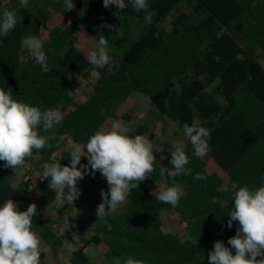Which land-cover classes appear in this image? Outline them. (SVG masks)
<instances>
[{
  "label": "trees",
  "instance_id": "obj_1",
  "mask_svg": "<svg viewBox=\"0 0 264 264\" xmlns=\"http://www.w3.org/2000/svg\"><path fill=\"white\" fill-rule=\"evenodd\" d=\"M148 11L155 12L147 23L144 12L136 13L129 5L118 10L103 6V0H73L74 8L65 11V0H29L25 10L20 0H0L2 9L13 7L18 23L6 37L0 35V87L11 88L13 98L44 109H59L63 120L41 135L50 139L45 148L33 149L31 159L38 172L35 184L29 180L12 183L14 168L0 161V206L12 199L20 211L33 204L31 195L40 192L33 230L44 249L52 254L67 245L69 264H90L85 253L89 246H103L104 264H120L128 258L142 264H208V255L216 241H227L236 234L239 224L229 228L228 216L234 196L240 187L255 189L264 185V0H147ZM128 3V0H125ZM70 16L72 21L48 29L41 40L51 70L41 71L22 40L36 36L53 14ZM80 25L98 44L101 36L108 40L110 61L95 69L76 47L74 28ZM111 26V27H110ZM90 83L83 100L71 91L75 79ZM131 93L147 97L156 111V122L148 129L144 124L131 128L130 135H146L151 142L164 136L167 123L183 132L185 123L198 119L210 134L207 154L227 178L223 180L207 162L196 157L185 136L181 146L189 157L190 175L175 180L161 176L160 168L172 167L171 153L156 159L155 171L133 189L117 211L106 207L103 218L97 207L103 202L101 190L109 191L99 171L90 167L83 179V194L89 199L71 223L58 233L68 204L57 206L49 180H40L43 165L60 162L70 166L71 150L56 151L62 143L86 144L108 119L127 120L118 108ZM62 138V139H61ZM86 151V149H85ZM88 163L83 156L80 165ZM77 165V167H80ZM199 173L205 178L194 179ZM167 187L179 184L183 195L175 206L157 200L149 184ZM110 199V196H109ZM47 202L53 219L44 217L41 205ZM175 213L184 223L187 235L181 239L175 232L161 230V213Z\"/></svg>",
  "mask_w": 264,
  "mask_h": 264
},
{
  "label": "clouds",
  "instance_id": "obj_2",
  "mask_svg": "<svg viewBox=\"0 0 264 264\" xmlns=\"http://www.w3.org/2000/svg\"><path fill=\"white\" fill-rule=\"evenodd\" d=\"M28 3L29 0H20L24 8H27ZM113 5L118 10L131 5L134 12L145 13L147 23H151L155 15L154 11H148L147 0H128L127 4L125 0H103L105 8ZM73 8V0H65V11ZM17 23V13L5 10L0 19V35L6 37ZM22 43L40 65L41 71L48 73L51 67L42 41L36 36H27ZM86 59L95 69H103L109 63L108 40L104 36L100 37L97 49L87 53ZM62 120L59 109L42 110L14 99L11 88L6 91L0 87V161L4 162V167H22L26 158L32 156L33 149L39 151L47 146L50 139H55L54 136L41 135L40 130L48 132ZM130 131L125 123L114 120L109 128H101L92 134L86 144L71 143L70 166H62L60 162L44 164L40 180L50 178L48 188L55 192L54 203L57 206L65 201L73 203L79 197L81 193L77 181L83 179L89 167L92 173L99 171L109 185L108 192L101 190L103 202L97 207V217H104L106 207L114 211L125 203L128 194L155 171L156 162L151 140L143 134L132 136ZM183 132L193 147V154L200 158L206 157L211 150L209 130L201 126L198 119H194L191 125H183ZM83 156L87 157L88 163L80 165ZM164 158L162 155L161 160ZM188 163L189 157L184 147L176 146L171 151L172 167L161 166L160 174L172 180L180 174L190 175L191 169L186 168ZM204 178L199 173L194 177L197 180ZM153 194L158 201L175 206L183 192L179 184H173L170 187H158ZM37 214L35 203L25 211H20L12 199L0 206V264H40L42 241L32 226L33 217ZM228 216L229 228L233 221L239 224L236 234L228 238L227 243L231 248L222 241H216L208 255V264H264V185L255 189L247 185L240 187L235 193L232 211ZM67 246L71 247L70 244ZM113 264H120L119 259H114ZM124 264H142V261L128 258Z\"/></svg>",
  "mask_w": 264,
  "mask_h": 264
},
{
  "label": "rangeland",
  "instance_id": "obj_3",
  "mask_svg": "<svg viewBox=\"0 0 264 264\" xmlns=\"http://www.w3.org/2000/svg\"><path fill=\"white\" fill-rule=\"evenodd\" d=\"M5 10L15 11L13 7H5L2 9V12ZM26 10V8H25ZM72 18L70 16H61L60 14H53L49 21L46 23L44 28H40L36 37L40 40H43L46 37L48 29H50L53 26H63L67 23L71 22ZM74 34L76 36V47L80 49V52L87 57V53L93 50H96L98 47V44L93 41L87 33L84 31V29L80 25H76L74 28ZM94 79V76H91L89 81H82L75 79L73 81V90L71 91L73 97L76 100H83L87 91L90 89V83ZM118 114H126L127 120H120L123 123H125L130 129L134 128L138 124H144L147 126L148 129L151 128L152 123L156 122V111L150 107L149 101L147 97L141 94L137 93H131L128 97V99L118 108L117 110ZM113 119L107 120L100 128H109L111 123L113 122ZM185 141V136L182 133L180 129H178L177 125L168 122L167 123V130L163 137L157 138L153 140V149H154V155L156 159H161V156L163 155L165 158L171 153L172 150L175 149L176 146H181L183 142ZM71 141L67 140L64 143L61 144V146L58 147L56 154L61 151L71 150ZM160 150V151H156ZM203 159L207 162V164L210 166V168L217 172L219 176L223 180L222 188L225 187L227 183V178L224 174L220 173L216 165L206 157H203ZM36 159L34 158H26L25 163L22 167L16 168V176L13 179L12 183L14 185H17V183L20 180H29V188L33 184L36 183L39 175L34 167ZM105 179V178H104ZM106 181V179H105ZM107 184V181H106ZM86 182L81 181L77 183V188L80 191V195L78 198H76L73 203L65 201L63 204H68L71 207V213L69 215L64 216L63 221L60 223V227L54 226L55 230L60 233L64 234V230L70 226L71 218L76 216L78 213L81 212L82 207L87 203L88 198L86 195H84L82 192L85 189ZM108 188L109 185L107 184ZM158 187H167L160 184H149L147 188L152 193L154 192ZM67 191V189L65 190ZM40 198V192H34L31 195V201L33 203H37ZM120 206V205H119ZM119 206L114 210L117 211ZM172 206V205H171ZM41 211L44 215V217H47L49 219L54 218L53 212H51L48 208V203L44 202L41 205ZM112 211V210H110ZM161 230L164 233L167 232H175L178 234V236L183 239L187 233L184 229L185 224L179 222L178 216L173 212H162L161 213ZM71 245V247H68L67 245ZM67 245H65L62 248H59L56 252V254H52L51 251L48 248L44 249L45 252V259L42 264H69L68 260L70 257V249L75 247V243L67 237ZM105 248L103 246H89L86 248L85 253L90 258V264H104L102 255L104 253ZM233 254H235V250L232 249Z\"/></svg>",
  "mask_w": 264,
  "mask_h": 264
},
{
  "label": "crops",
  "instance_id": "obj_4",
  "mask_svg": "<svg viewBox=\"0 0 264 264\" xmlns=\"http://www.w3.org/2000/svg\"><path fill=\"white\" fill-rule=\"evenodd\" d=\"M108 120H109V119H108ZM105 122H106V121H105ZM88 201H89V199H88ZM88 201H87V202H88ZM86 204H87V203H86ZM70 223H71V222H70ZM62 247H64V246H62ZM62 247H61V248H62ZM44 253H45V252H44Z\"/></svg>",
  "mask_w": 264,
  "mask_h": 264
}]
</instances>
